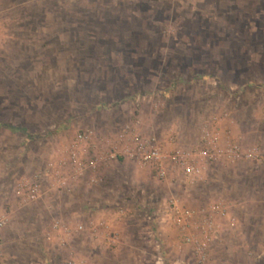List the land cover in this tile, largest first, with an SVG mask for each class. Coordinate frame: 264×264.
Here are the masks:
<instances>
[{
    "label": "rangeland",
    "instance_id": "obj_1",
    "mask_svg": "<svg viewBox=\"0 0 264 264\" xmlns=\"http://www.w3.org/2000/svg\"><path fill=\"white\" fill-rule=\"evenodd\" d=\"M127 127L200 174L121 159L15 198L80 134L90 158ZM0 215V264H264V0H0Z\"/></svg>",
    "mask_w": 264,
    "mask_h": 264
},
{
    "label": "built area",
    "instance_id": "obj_2",
    "mask_svg": "<svg viewBox=\"0 0 264 264\" xmlns=\"http://www.w3.org/2000/svg\"><path fill=\"white\" fill-rule=\"evenodd\" d=\"M205 141L212 145L215 151V155L221 159H228L229 161H236L242 157V151L239 145L227 142V144L222 147H217V138L211 137L210 133L205 131ZM91 133H83L76 137L75 142L71 145V148L67 150L66 156H61L59 162L50 165V171L37 173L31 179H23L17 183L14 187V196L18 199L21 205H29L31 203L37 202L42 195V180L53 176L57 178V183L60 188H64L67 185L68 179L63 176V170L70 169L71 173L74 174V178L82 176L85 172H92L97 170L101 165L119 162L121 159L133 160L137 162L140 166L146 168H152L156 170L158 177L164 179L167 175L166 170V159H169L171 163L181 168L189 177L198 176L200 174V169L197 166L191 165L189 161V155L178 151L173 153L171 156H166L161 149L158 140L155 137L144 138L138 132H136L132 127H127L124 133L119 137L120 143H122L121 151L109 152L108 154H94V156L88 158L83 154V148L89 145L91 142ZM205 154V152L203 153ZM247 158H251V155H247ZM92 182H95L92 180ZM174 207V214L176 216H183L186 220L192 219L193 214L190 211H182L176 203H172ZM214 210H219V207L214 206ZM125 212L119 210L117 215L123 216ZM100 223V222H99ZM98 223L96 228H92V231H96L100 225L105 230L110 229L109 222ZM8 219L5 215H0V245L4 242L3 231L7 227ZM58 226H55L57 228ZM84 226L80 225L77 227L78 232L84 231ZM201 232L204 234V238L207 241L212 239L211 232L214 231L213 225H208L207 223L200 227ZM211 231V232H210ZM193 238V237H191ZM191 238H187L190 241ZM113 245L116 243L114 239L110 240ZM206 245H200L198 250L203 253ZM206 250V249H205Z\"/></svg>",
    "mask_w": 264,
    "mask_h": 264
}]
</instances>
